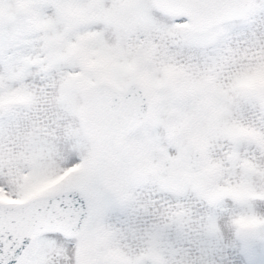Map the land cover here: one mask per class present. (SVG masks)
<instances>
[{
	"label": "snow or ice",
	"instance_id": "6c2138e0",
	"mask_svg": "<svg viewBox=\"0 0 264 264\" xmlns=\"http://www.w3.org/2000/svg\"><path fill=\"white\" fill-rule=\"evenodd\" d=\"M0 264H264V0H0Z\"/></svg>",
	"mask_w": 264,
	"mask_h": 264
}]
</instances>
